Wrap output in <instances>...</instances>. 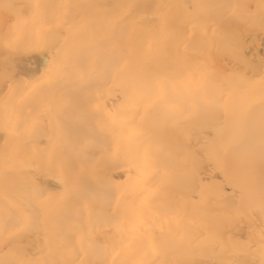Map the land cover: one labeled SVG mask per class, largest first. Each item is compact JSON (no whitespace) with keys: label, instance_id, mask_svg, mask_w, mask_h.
I'll list each match as a JSON object with an SVG mask.
<instances>
[{"label":"bare ground","instance_id":"1","mask_svg":"<svg viewBox=\"0 0 264 264\" xmlns=\"http://www.w3.org/2000/svg\"><path fill=\"white\" fill-rule=\"evenodd\" d=\"M260 2L0 0V239L5 197L17 198L29 189L52 194L42 204L33 201L41 208L40 225L69 228L78 203L75 196L63 195L69 182L94 193L105 211L115 213L116 202L122 208L138 200L144 161L129 147L127 129L111 128L110 114L119 113L138 130V143L151 146L156 171L149 183L162 188L163 201L192 221L190 234L199 237L203 227L211 229L221 241L217 258L259 264L264 158L258 142L234 138L231 114L250 106L259 118L260 93L249 80L260 75L264 57ZM32 4L45 7L33 14L27 7ZM194 4L206 7L191 16L180 7ZM221 4H247L250 11L236 10L242 17L237 19L231 9L215 7ZM57 5H72L69 22L86 27L58 25L56 17L64 10L52 7ZM119 5L134 6L129 23L110 28L111 19L125 11ZM160 15L167 17L166 25ZM185 62L214 72L198 100L222 103L194 118L127 110L141 75L167 71L175 88L183 87ZM61 63L64 69L57 72ZM6 76L14 84L9 94ZM26 127H34V135H25ZM161 228L167 230L168 224L153 226L158 236ZM52 239L48 253L46 233L38 231L26 241L29 253L60 259ZM5 251L0 244V259Z\"/></svg>","mask_w":264,"mask_h":264},{"label":"snow or ice","instance_id":"2","mask_svg":"<svg viewBox=\"0 0 264 264\" xmlns=\"http://www.w3.org/2000/svg\"><path fill=\"white\" fill-rule=\"evenodd\" d=\"M6 8L11 6L5 5ZM34 14L45 7L40 4L27 6ZM64 10L56 17V23L69 30L74 27H86L83 22L70 23L67 9L72 5H57ZM124 13L115 16L110 21V28H117L121 24L129 23L132 5H119ZM167 7L157 5V8ZM191 16L195 9L204 8L205 5H182ZM218 8L232 10L237 19L242 18L236 10L250 11V5H216ZM261 9L262 27H264V0L257 6ZM19 20V16L17 17ZM161 24H167V17L159 16ZM132 30L137 25L130 22ZM195 23V20H193ZM252 68L257 67L251 65ZM260 75H253L249 86L258 88L260 93L259 118L253 114L250 106H241L233 112V126L235 139L247 137L249 142L259 144L262 158H264V57L260 58L258 65ZM64 64L57 66L56 71L62 72ZM213 70L185 62L181 69V84L183 87L175 88L176 81L167 71L148 72L141 75L135 82V95L128 101L127 110L131 113L148 114L151 111L162 110L173 119L179 117L194 118L208 110L209 107L222 103L216 99L199 101L201 91L207 86ZM3 86L6 94L13 91L14 84L7 76ZM111 128L127 129L126 139L129 147L139 154L144 165L139 169V198L131 205L121 208L116 202L117 212L105 211L98 207L96 195L90 191L80 189L74 182L66 184L63 190L65 197L75 196L78 200L73 211L75 224L72 228L64 227L56 222H45L40 225L41 208L33 201L44 203L52 194L46 196L42 190L26 194L17 198L5 197L2 208L5 230L0 244L6 250L0 264H236L235 261L217 258L216 249L221 247L219 234L202 228L199 237L190 234L188 225L192 223L186 215L171 203L163 201L162 188L150 185L148 177L156 171L152 163L151 146L141 145L137 141L138 130L127 118L120 114H110ZM110 128V130H111ZM10 129L6 127L7 135ZM16 135L21 133L17 129ZM24 134L34 135V127H26ZM7 139L5 143L7 144ZM260 211L264 214V196L261 197ZM159 221L168 224L167 230L161 228L163 235L158 236L153 226ZM38 231L46 233L49 240L48 253L52 251L55 238L56 252L60 259H52L49 255H31L26 241ZM47 234H51L48 236ZM261 246L259 249L260 262L264 264V231L261 233Z\"/></svg>","mask_w":264,"mask_h":264}]
</instances>
